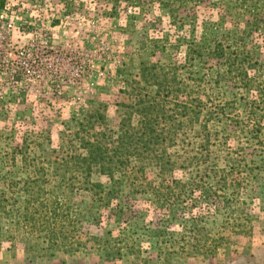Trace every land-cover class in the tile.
Returning <instances> with one entry per match:
<instances>
[{
  "label": "rangeland",
  "instance_id": "1",
  "mask_svg": "<svg viewBox=\"0 0 264 264\" xmlns=\"http://www.w3.org/2000/svg\"><path fill=\"white\" fill-rule=\"evenodd\" d=\"M2 2V178H26L19 170L10 172L14 152L17 160H72L70 141L78 123L102 115L108 128H116L127 107L136 104L133 90L156 97L152 76L177 63L181 79L197 82L206 104L201 121L212 131V157L204 170L234 167V178L240 180L241 187L232 185L225 193L232 202L230 210L212 211L204 225L200 219L196 221V230L205 227L210 238H222L214 257L187 255L190 248L184 242L192 240L188 234L192 219L186 209L196 196H165L162 200L166 202L157 205L155 191L159 196L166 191L159 189L161 178L154 171L150 173L152 189L141 181L144 185L137 195L131 197L125 191L119 200L122 207L131 197L134 210L128 224L119 220V204L104 209L95 205L87 192L59 191L67 204L58 210L59 230L66 234L58 245L49 243L43 223L19 226L22 208L11 205L9 217L0 219L4 236L0 264H264V145L253 135L249 144L238 142L230 123L231 119L246 118L251 95L227 82L212 84L209 76L216 74L215 69L209 73L199 59L194 67L186 65L187 54L195 48L207 54L215 41L233 48L245 43L260 61L257 79L264 82V0H0V5ZM223 114L228 128L217 120ZM179 122V126L184 123L183 119ZM199 130L195 126L180 134V152L184 145L198 148L203 144L197 136ZM230 136L231 150L220 151L219 146ZM240 145L246 160H240ZM229 154L233 158L229 159ZM197 170L167 173V183L188 184L199 175ZM93 181L106 182L96 168ZM59 182L52 179L40 184L42 199H48L49 191ZM68 184L77 183L68 180ZM162 205H167L165 210ZM170 211L174 220L166 240L182 244L179 253L168 256L164 255L166 240L152 237V230ZM97 214L106 218L101 227L93 222ZM103 236L108 244L95 243Z\"/></svg>",
  "mask_w": 264,
  "mask_h": 264
},
{
  "label": "trees",
  "instance_id": "2",
  "mask_svg": "<svg viewBox=\"0 0 264 264\" xmlns=\"http://www.w3.org/2000/svg\"><path fill=\"white\" fill-rule=\"evenodd\" d=\"M0 6L4 7V2ZM189 52L186 56V65L190 64L194 67L195 61L199 59L203 61L209 73L215 69L216 74L213 73L215 78L213 79L212 74L209 76L212 84L219 86L221 82H227L251 95L246 105L248 109L246 118L228 121L233 125L232 135L237 137L238 142H243V145L249 144L253 135L257 143L264 145V116H262L264 82L257 79L259 74L256 72L260 61L252 56L245 43L233 48L215 41L207 54L197 48ZM169 68V71L161 69L158 75L151 78L157 88L156 97L136 94V90H133L136 104L127 107L128 112L124 114L116 128H108L102 115L88 117L86 124L78 123V130L70 141V146L73 148L72 160H28L27 158V160L24 158L17 160L19 156L14 152L10 160V172L19 170L26 175V178L14 180L0 176V187L4 189V191L0 190V219L9 217L11 205L20 206L23 218L19 226L36 227L43 223L47 226L45 236L49 239V243L58 245L61 239L65 240L66 237V234L59 230L61 219L58 210L67 204L66 196H58V192L69 189L71 193L75 191L89 193L94 204L104 209L119 204L116 206V210L120 213L119 220L123 224H128L134 210L130 198L137 195L143 187L140 186L144 185L140 183L141 181L148 182L147 187L151 188L150 173L157 171L161 178L159 189L166 191L164 196H159L155 191L157 205L166 202L162 200L165 196L174 197L188 193L196 196L191 208L186 209L187 216L192 219L188 233L192 240L184 242V246L190 248L189 252H186L187 255L216 256L222 238L220 240L210 238L205 227L196 230V221L200 219L204 225L212 211L216 214L222 209L230 210L232 202L225 197V193L232 185L235 189L241 187L240 180L234 178L236 175L234 167L227 166L224 170H204V164L212 157V131L207 126V122L201 121L206 109V104L200 96L201 89L192 78L181 79V71L177 63ZM181 100H184L183 104ZM224 115L218 116L217 120L223 126L226 124L228 128ZM179 119L184 121L182 126H179ZM195 126L200 128L197 136L203 144L198 148L184 145L180 152L177 145L180 134L184 135L187 129L194 130ZM231 139L232 136L223 140L219 146L222 149L220 151L231 150L228 146V141ZM240 147L239 156L242 157L240 160H246L244 146L240 145ZM232 155L229 154V159L233 158ZM196 167L199 175L190 183L183 186L167 183L165 176L167 173L191 171ZM95 168L106 182L93 181ZM68 175L71 179H68ZM52 179L59 180V185L49 191L48 199H42L43 189L40 184H48ZM68 180L77 184L69 185ZM125 191H129L131 197H128L127 203L121 207L119 200L127 194ZM7 193L13 195L12 198H9ZM166 207L167 205H162L160 208L165 210ZM195 209L198 212H195ZM170 213L171 211L168 215L162 216L163 220L157 223V227L153 226L155 230H152V237L159 240H166L169 237L174 220L171 219ZM105 219L98 214L95 215L94 225L101 227ZM225 224L231 225L228 221ZM3 237L0 228V247L3 244ZM103 238L104 236L96 238L95 243L108 244L109 242ZM181 244L182 242L166 240L164 245L167 248L164 255L179 253ZM182 251H186V248ZM118 255L121 257V252H118Z\"/></svg>",
  "mask_w": 264,
  "mask_h": 264
}]
</instances>
